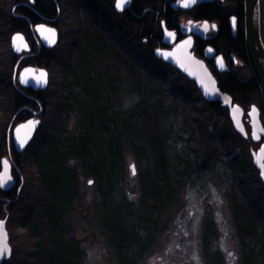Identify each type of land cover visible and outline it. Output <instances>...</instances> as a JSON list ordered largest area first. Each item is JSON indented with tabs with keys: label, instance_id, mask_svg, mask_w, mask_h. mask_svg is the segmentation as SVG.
Returning <instances> with one entry per match:
<instances>
[{
	"label": "trees",
	"instance_id": "1",
	"mask_svg": "<svg viewBox=\"0 0 264 264\" xmlns=\"http://www.w3.org/2000/svg\"><path fill=\"white\" fill-rule=\"evenodd\" d=\"M33 1L40 13L58 11L53 0ZM23 2L29 1L0 0V172L2 159L9 156L7 135L15 116L32 103L43 114L41 129L24 154H17L12 144L13 162L21 172V177L14 174L18 187L8 194L0 191V221L9 215L13 248L5 264H80L85 254L69 216L81 193L82 176L92 178L97 187V230L114 264H142L156 247L185 183L193 177L206 178L224 161L231 173L230 205L242 264H264V185L248 149L233 155L241 149L240 142H247L235 132L228 110L220 103H207L194 83L158 61L153 48L143 43L148 16L120 18L110 0L105 2L106 10L103 0H56L62 14L59 46L20 66V70L32 65L49 71L48 90L35 94L37 101L32 102L13 82L20 58L12 51V36L21 32L34 45L29 23L40 22L21 6ZM261 6L264 15V0ZM22 14L27 21L15 17ZM214 19L221 25L219 54L241 55L249 67L243 13L235 40L230 38L228 17L218 12ZM106 55L120 69L112 67L113 72L108 70L103 78L94 61ZM247 72V83L216 78L221 91L245 111L259 107L264 123L262 98L249 68ZM129 100L132 105L124 111L123 102ZM76 110L82 114V128L78 136H70L68 125ZM180 110L184 123L176 129ZM29 114L20 113L15 126ZM219 122L227 123L230 131L213 132ZM126 146L136 161L134 199L125 189ZM21 178L24 184L18 198ZM216 239L217 231L207 221L203 245L208 264H226L222 254L213 251Z\"/></svg>",
	"mask_w": 264,
	"mask_h": 264
},
{
	"label": "rangeland",
	"instance_id": "2",
	"mask_svg": "<svg viewBox=\"0 0 264 264\" xmlns=\"http://www.w3.org/2000/svg\"><path fill=\"white\" fill-rule=\"evenodd\" d=\"M261 36L264 42L262 6ZM119 37V40L122 39L121 35ZM121 45L123 46V44ZM94 63L97 70L101 71L103 78H105L104 73L107 74L108 70L113 72L112 67L120 69L119 63L114 59H110L109 55H106L101 60L94 61ZM242 73L246 77L249 75L247 69L242 70ZM239 74L241 73L239 72ZM101 80L105 82V80ZM92 86L94 88L90 87L91 91L95 89L94 84ZM98 90L103 91V87L99 86ZM130 105H132L130 100L123 102L122 109L125 111ZM249 111L246 110V113ZM81 120L82 114L77 110L74 111L68 125L70 136L79 135L82 128ZM183 120L184 114L182 115L180 110L179 115L175 118L174 125L176 129L183 126ZM229 131V125L225 122L217 123L216 128L213 129V132L217 134H225ZM184 137L187 140V134ZM246 142L247 144L240 142L241 149H238L233 155L238 156L239 154L242 155L243 152L247 153V149L249 154L252 155L253 152H257L260 149V145H255L251 141ZM136 143L139 146L140 140L139 143L138 141ZM125 151L128 170L125 189L130 194L131 199H134L138 195V181L136 175H133L131 167L133 165L136 167V161L130 147L126 146ZM230 179L231 173L224 161V163H219L206 178L193 177L188 180L182 187L180 196L176 199V203L172 206L164 221L156 247L142 264H208L203 245L207 221L217 231V239L213 244V251H219L226 264H242V252L230 205ZM80 190L81 193L75 210L69 216V222L73 225L76 238L82 245V250L85 254L80 264H114L111 252L97 230L96 221L100 212V197L92 178L82 176L80 179Z\"/></svg>",
	"mask_w": 264,
	"mask_h": 264
},
{
	"label": "water",
	"instance_id": "3",
	"mask_svg": "<svg viewBox=\"0 0 264 264\" xmlns=\"http://www.w3.org/2000/svg\"><path fill=\"white\" fill-rule=\"evenodd\" d=\"M130 1H118L116 11L118 13L125 12L130 6ZM199 4L200 0H182V4ZM180 4L176 6L178 8ZM16 8L13 10L15 13ZM245 10V49L248 56L249 66L253 74L254 80L258 86L260 95L264 103V43L261 36V0H244ZM232 34L237 37V23L232 19ZM197 27V26H196ZM199 27V26H198ZM209 27L208 23L203 24L202 28H197L191 32L202 35L204 29ZM39 40L47 50H55L59 44V33L55 28L48 26H38L35 29ZM193 41L188 40L183 44L178 45L172 51L157 50L154 52L155 57L163 63L178 70L189 81L196 84L202 98L207 103H220L222 108L229 111L230 120L233 124L235 131L244 139L248 140L250 137L244 125L245 113L243 109L233 104L232 97L223 93L218 86L217 80L214 78L205 62L200 61L192 54ZM11 48L15 56L20 57L15 71H14V86L22 92L23 89L33 90L34 92H45L49 87L50 76L46 68L27 67L19 72V67L22 61L27 56L24 54L30 53L29 43L22 33H16L11 39ZM40 51L34 55L39 56ZM214 54V52H213ZM216 67L220 73L228 72L225 61L222 56L216 59ZM43 109L40 107L38 113L34 118L18 124L16 127L15 122L17 116L13 119L7 135L9 156L3 158L1 161L0 172V191L8 194L18 187V180L13 176V168L16 173L21 177L19 168L14 164L11 154V141L13 142L14 151L22 155L30 147L36 135L42 126ZM248 122L251 127V138L254 143L259 144L264 138V125L261 120V112L253 106L248 113ZM253 164L260 174V179L264 184V145L257 153L252 154ZM133 175H136V167H131ZM18 189V198L21 195L24 180ZM18 198L16 200H18ZM13 203V202H12ZM8 218L9 215L0 221V264L9 262L13 255V248L10 241L8 231Z\"/></svg>",
	"mask_w": 264,
	"mask_h": 264
},
{
	"label": "flooded vegetation",
	"instance_id": "4",
	"mask_svg": "<svg viewBox=\"0 0 264 264\" xmlns=\"http://www.w3.org/2000/svg\"><path fill=\"white\" fill-rule=\"evenodd\" d=\"M28 1L29 2H23L21 6H23L24 8H28L34 16H38L40 22L36 25H32L29 23V29L31 34L30 39L33 41L34 45L24 34V36L26 37L29 43L31 50L28 55L24 54V56H27V58L24 60L26 62L29 60H36L44 52H53L57 49L56 48L55 50L50 51L43 46V44L39 40L38 35L35 32V29L38 26H48L55 28L59 33V44L62 37V33L60 31L62 14L59 10V6L56 0H53L58 10L55 14L53 12L46 14L40 13L37 9L33 7L34 1L33 0H28ZM103 1L104 2L102 4V8L103 10H106L107 5H105V2L107 3L108 0H103ZM110 1L113 2L114 11L116 15L120 16V18L125 17L126 15L129 14L134 15L136 19H143L145 16H148L146 17L147 20L145 18V23L147 22L148 28L142 31L144 33L143 43L148 45L149 47H152L153 51L155 50L172 51L178 45L183 44L188 40H192L194 44L192 49V54H194L195 57L200 61L205 62L206 66L209 68V70L211 71V73L215 78L218 75L223 78L226 76L230 78L241 79L246 83L248 82L247 81L248 77H246V75L242 73V70L248 68L250 70V67H248L244 63L243 57L241 55L235 54L234 52H231L229 55H227L226 53L219 54V52L217 51L218 50L217 42L220 40L221 25L218 20L214 19L218 15V12L224 18L228 17V23L231 29L230 38L235 40L238 37L239 16H241V14L243 13L245 17L244 0H200L202 3L199 4L184 3V5L182 4V0H121L124 2L130 1L129 3L130 7L123 13H118L116 11V5L120 0H110ZM140 1H145L146 6H144L143 2L140 5L139 4ZM178 4L180 5L178 6V8H176ZM241 8H242V12H241ZM213 12H216L217 14V15L215 14L216 16L213 15L215 17L212 18L203 17L205 16V14L209 15V13L211 14ZM15 17L27 21V17L25 16V14L18 15ZM232 19L236 20L237 23L236 38H234L232 34V25H231ZM205 23H208L209 27L204 29L202 35L191 32L194 29L202 28L203 24ZM39 51H40L39 56L34 57V55L37 54ZM219 56L223 57L225 64L229 69L228 72L220 73L218 71V68L216 67V59ZM227 57L230 58V62L228 61ZM29 66L32 65H27L24 68ZM239 72L241 74H239ZM20 93L30 101L36 102L37 100L35 99V94H39L43 92H34L31 89L29 90L23 89L22 92ZM23 111H27L28 113H30L28 118L26 117L27 119L24 118L25 121L34 118L35 114L39 112V110L38 111L35 110V106H33V103L31 104V107L23 108L22 111L19 112V114L22 113ZM245 120L247 121V118ZM262 144L263 141L260 145Z\"/></svg>",
	"mask_w": 264,
	"mask_h": 264
},
{
	"label": "snow or ice",
	"instance_id": "5",
	"mask_svg": "<svg viewBox=\"0 0 264 264\" xmlns=\"http://www.w3.org/2000/svg\"><path fill=\"white\" fill-rule=\"evenodd\" d=\"M0 255H3V253H2V252H0Z\"/></svg>",
	"mask_w": 264,
	"mask_h": 264
}]
</instances>
